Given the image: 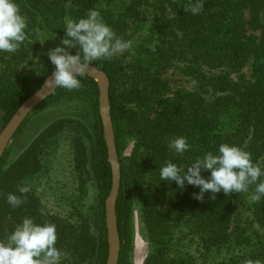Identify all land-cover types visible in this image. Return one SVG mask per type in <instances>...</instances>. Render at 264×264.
Listing matches in <instances>:
<instances>
[{
  "label": "trees",
  "instance_id": "16d2710c",
  "mask_svg": "<svg viewBox=\"0 0 264 264\" xmlns=\"http://www.w3.org/2000/svg\"><path fill=\"white\" fill-rule=\"evenodd\" d=\"M195 2L16 0L27 21L28 38L15 53H0L4 129L55 69L47 53H42L41 30L62 40L66 18L78 20L88 10L97 9L118 37L135 41L128 63L132 70L129 88L121 89L126 67L113 57L93 62L110 81V111L121 165L116 201L121 240L118 264H131L135 199L153 246L146 264H264V198L251 200L255 184L249 186V199L243 197L245 192H221L215 199L207 192L199 201L194 198L199 188L186 185L181 190L175 182L162 181L159 176V168L166 162L186 168L207 152L217 153L224 143L250 152L253 162L264 167V0H201L204 7L200 14L185 12ZM146 12L152 18H147ZM131 24L135 26L133 35H129ZM71 51L76 54L77 50ZM178 58L188 63L187 71L199 88L166 96L161 75ZM252 58L253 80L244 75L231 78V73L242 72ZM204 66L230 72L208 76ZM80 79L81 88H58L35 111L63 97L82 99L91 107V126L76 119L54 121L16 161H9L8 150L0 160V241L7 243L16 225L29 217L38 224L56 225V247L65 253L61 264H108L106 200L113 185L112 166L98 84L86 75ZM177 137H186L190 145L183 154L168 148L169 141ZM62 140L66 142V155L61 154L65 168L57 160ZM63 174L66 182L60 188L65 192L55 197L67 202L60 203L64 213L57 215L44 204L43 197L46 187L53 189L52 182L59 185ZM202 175L207 178L210 173ZM21 187L29 191L21 194ZM58 190L56 187L55 192ZM9 193L24 202L11 207ZM244 198L252 216L249 221L236 213Z\"/></svg>",
  "mask_w": 264,
  "mask_h": 264
},
{
  "label": "clouds",
  "instance_id": "9594fccd",
  "mask_svg": "<svg viewBox=\"0 0 264 264\" xmlns=\"http://www.w3.org/2000/svg\"><path fill=\"white\" fill-rule=\"evenodd\" d=\"M201 0H196L185 8V12L198 15L203 10ZM27 21L20 11L16 0H0V53H15L26 41ZM65 33L60 45L46 55L55 71L45 81V88L76 90L82 87L84 77L94 61L111 59L117 53L131 47L132 41L118 37L97 9L88 10L86 16L78 20L66 18ZM55 39V38H54ZM53 39V40H54ZM76 49V54H72ZM38 60V59H37ZM168 148L177 154L188 151L190 145L186 137H177L169 141ZM210 175L205 178L202 173ZM159 176L162 181L175 182L181 190L186 185L200 189L194 198L203 201L207 192H248L255 184L251 200L259 202L264 198V167L253 162L252 154L239 146L221 144L217 153L207 152L196 158L186 168L168 161L160 166ZM21 194L29 191L28 187L19 188ZM24 201L14 193L7 195V203L19 207ZM7 243L0 241V264H61L65 255L56 247L57 227L52 223L38 224L32 218L25 217L16 225L8 236ZM248 264H252L251 261ZM258 264V262H257Z\"/></svg>",
  "mask_w": 264,
  "mask_h": 264
},
{
  "label": "rangeland",
  "instance_id": "374dc122",
  "mask_svg": "<svg viewBox=\"0 0 264 264\" xmlns=\"http://www.w3.org/2000/svg\"><path fill=\"white\" fill-rule=\"evenodd\" d=\"M129 1V0H125ZM151 3H154L155 0H149ZM153 11V8H150V12ZM169 11V10H168ZM150 12H146L145 16L147 18H152ZM153 13V12H152ZM135 33V26L131 24V30L129 35ZM257 34V33H256ZM129 37V36H128ZM55 38V39H54ZM54 39V40H53ZM130 39V38H129ZM40 41H42L43 49L42 53H48L50 50L54 49L56 46L60 45L61 39L58 35H55L49 31L41 30L40 31ZM131 41V40H126ZM135 41H132L131 47L124 50L123 53H117L113 56V59L118 61L121 67H126L123 71L124 75L120 80L121 89L125 90L130 87V79L132 77V70L128 66L132 59V46ZM254 58L250 60L247 66L243 69L242 72L231 73V78L236 76L244 75L246 80L251 81L254 77ZM188 63L184 58L175 59L170 62L163 74L161 75V80L164 81V84L167 87V95L173 96L178 91L185 92H196L199 88L198 82L193 78V76L187 71ZM55 71V69L53 70ZM52 71V72H53ZM203 72L208 76H215L220 74L229 73L230 70L226 68H217L212 69L209 67H203ZM90 105L82 99H73L69 97H63L54 102H50L43 106L40 110L34 111L24 122L22 127L19 129L18 133L15 135L14 139L8 147V159L12 163L16 161L20 155L28 148L31 142L46 128L49 124L60 119H76L84 123L86 126H91V109ZM1 114H0V132L2 129ZM115 133V132H114ZM68 136V134L66 133ZM61 150L57 152V160H61V166L65 168L66 160L64 157L61 158V154L66 155V142L60 141ZM118 154V153H117ZM119 160V158H118ZM62 170V169H61ZM121 170V165H120ZM66 173L68 171L66 170ZM66 174H63L62 178L59 179V185L52 182L53 189L47 188L45 191L46 196L43 197L44 204L48 207H51V211L57 215L63 214V207L61 204L63 200L67 202L66 198L55 197V195L62 196V193L65 191L61 189L66 180ZM56 187L59 189L55 192ZM145 186L141 187V189ZM49 189V191H48ZM249 192V191H248ZM245 192L243 197H249ZM94 196L93 193L91 195ZM247 197V198H248ZM244 198V201L239 202L237 205L236 213L242 217L244 221H249L252 219L251 214L246 210L247 201ZM61 199V202L58 200ZM249 199V198H248ZM241 201V200H240ZM61 203V204H60ZM134 213H133V225H132V249L130 251V260L131 264H146L147 259L153 249L152 243L147 237V232L145 224L142 217V212L138 204V200L134 201ZM61 212V213H60Z\"/></svg>",
  "mask_w": 264,
  "mask_h": 264
},
{
  "label": "water",
  "instance_id": "95a60500",
  "mask_svg": "<svg viewBox=\"0 0 264 264\" xmlns=\"http://www.w3.org/2000/svg\"><path fill=\"white\" fill-rule=\"evenodd\" d=\"M52 73L46 78V80L52 75ZM86 76L91 77L97 82L100 91L99 109L103 122L104 136L108 147L109 161L111 163L113 173L112 190L108 199L106 200V223L109 243L108 264H118L121 251V240L117 227L116 201L120 190L121 170L116 148L114 126L110 111V81L104 71L99 70L93 65L88 70ZM45 81L42 87L21 105L10 122L0 132V160L5 156L10 143L26 119L58 89L55 88L50 90L45 88Z\"/></svg>",
  "mask_w": 264,
  "mask_h": 264
}]
</instances>
